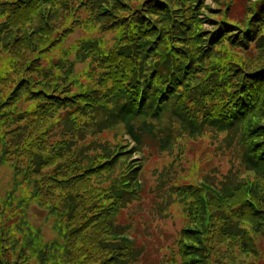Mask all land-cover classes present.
Masks as SVG:
<instances>
[{"label":"rangeland","instance_id":"rangeland-1","mask_svg":"<svg viewBox=\"0 0 264 264\" xmlns=\"http://www.w3.org/2000/svg\"><path fill=\"white\" fill-rule=\"evenodd\" d=\"M24 1L0 0V264H72L66 218L52 208L75 178L91 188L88 208H106L91 219L105 215L93 227H113L102 239L133 246L136 261L125 264H184L182 246L191 244L206 246L193 256L196 264L206 254L209 264H264V168L245 163L250 138L240 132L248 121L264 124L263 77L247 91L256 104L238 131L202 127L214 104L230 106L220 93L238 99L241 80L264 66V0H119L120 12L130 14L120 21L110 15L117 9H103L109 0H32L23 14ZM221 22L231 23L216 39ZM11 43L26 53L19 64ZM163 55L168 64L158 61ZM197 65V77L186 83ZM216 66L222 87L201 83ZM148 76L154 99L172 86L155 120L166 149L152 140L140 147L119 114L127 95L149 88L142 83ZM23 78L22 96L10 103ZM39 90L52 96L37 98ZM171 109L202 132H191ZM75 170L86 174L70 178Z\"/></svg>","mask_w":264,"mask_h":264},{"label":"trees","instance_id":"trees-1","mask_svg":"<svg viewBox=\"0 0 264 264\" xmlns=\"http://www.w3.org/2000/svg\"><path fill=\"white\" fill-rule=\"evenodd\" d=\"M36 1V0H35ZM35 1L32 4V0H26L24 2H20L19 4V10L24 14L31 9L35 5ZM98 1V0H95ZM100 1V0H99ZM140 4V0H135ZM170 3L173 2V0H168ZM87 4V1H84ZM93 3V1L91 0ZM110 6L104 5L103 9H112L113 11L117 9V12H110V15L115 16L118 21L123 20L125 17H127L130 14H124L123 12H120V2L119 0H109ZM95 4V3H93ZM139 4L137 5L132 4V11L134 12L136 9H138ZM158 4L156 3L151 8H148L150 10L156 9ZM141 7V6H140ZM251 14L249 16L245 15L242 18L243 22H247V18L251 17L253 15V10L250 12ZM230 17V14H228ZM228 17V18H229ZM138 19H143L142 17L138 16ZM160 19V18H157ZM263 21L261 17L255 18V22ZM231 23V22H228ZM227 22H221V27L219 30L215 32L214 38L218 39L221 35V33L224 32V30L230 26ZM242 23V22H241ZM254 28L251 27V31L248 34L249 37L253 35ZM235 33V32H234ZM233 35V34H230ZM198 34H194L193 38H197ZM51 39V38H50ZM156 39V38H155ZM154 40H151V44H149L146 48V51H149L151 49L152 44L155 42ZM52 40V39H51ZM57 40H52L51 44H56ZM146 40L143 43H147ZM30 47H32V44L29 42ZM8 49H12L11 52L12 55H14L13 61L15 64L21 63L26 58V53L23 52L18 48L16 44H9ZM25 45L27 48H29L28 41H25ZM37 45V44H36ZM53 45V46H54ZM40 47V45H37ZM155 53H158L155 52ZM147 54L145 52L144 54H141V61L143 60L144 56ZM156 55V54H153ZM238 56V54H235ZM184 56H187L190 58V54L187 52V54L184 53ZM239 58V57H238ZM158 61H163L164 64H168V58L166 55L161 56V58ZM158 63V62H156ZM241 65V64H239ZM242 66V65H241ZM30 67V64L25 66V69ZM200 66H196L194 71H192L191 74H188L187 82L189 83L191 80L196 78L194 72L197 68ZM219 66H216L213 70L208 71L204 79H202V82L209 81L213 84V87H222L221 80L217 79V74L219 73L218 69ZM264 66H261L259 68H256L247 77L245 81L241 80V83L239 85V91H238V99H236V94L230 92L229 90H225L223 93H220L221 98L227 99L226 101L231 100L230 106H216L213 105V111L212 113H215L212 117L209 115L207 118H205L202 123V127L208 128V129H215L219 131H224L228 133L236 132L238 131V128L236 123L240 120V118H243L244 112L247 109L255 108V102L250 100L249 91L252 87V84L255 83L259 78L264 81V70L261 72ZM24 68V67H23ZM153 68L150 70L151 75L153 72ZM259 72V73H258ZM261 72V73H260ZM183 74L186 75V70H183ZM202 75V74H201ZM158 76H156L157 78ZM148 81V82H147ZM246 82V87L249 88L248 90L246 87H244V84ZM252 82V83H251ZM26 78H23L22 80H19V82L14 85V87L11 89L8 98L10 99V103L16 102L21 96V92L25 89L24 84H26ZM143 85L148 86L147 83H149V76L144 78L142 80ZM122 84V83H121ZM147 88L146 90H139L136 94H129L126 96V100L122 103L120 107V118L122 120V123L124 124L127 132L132 137L134 141L141 147L143 145H146L148 140H152L154 143L159 145L161 148L166 149L169 145L168 141H165L166 137L163 135L161 129L158 127L157 122L155 120H158L162 116V109H163V103H165L169 98L172 97V86H169L168 88L163 89L161 96L158 99H154L152 96V90H155V86ZM264 89V88H263ZM122 91H124V88H121ZM142 92V94H140ZM35 95H38L37 98H40L39 96H52L49 94L46 90H39V91H33ZM125 93V92H124ZM132 93V92H131ZM139 93V94H138ZM242 93V96H245V98H242L240 95ZM119 95V94H118ZM163 95V96H162ZM129 96V97H128ZM49 102H44L41 104H38L36 107H44ZM33 110V106L28 108L26 112L29 113ZM171 112L176 116L178 119H182L185 121L187 127L191 132L194 134H199L202 131V128L195 124V122L186 119L178 110L171 109ZM207 114V113H206ZM158 127V128H157ZM161 134H160V132ZM241 134H244L247 138L249 137L250 140L247 144L244 146V153H243V159L245 163L254 170H260L264 168V124L258 123L257 125H253L252 123L246 122L242 125L241 128ZM252 139V141H251ZM251 141V142H250ZM32 145V144H28ZM34 145V144H33ZM10 154L18 155L19 149L16 147H12L10 150ZM87 171V169L85 170ZM85 171H77L75 170L74 174L71 175L70 178L73 177H81L86 174ZM88 183L85 179H72L68 181V187L64 188L62 191L65 194L64 198H59L57 200V203L59 206H53L52 202H47V205L53 206L54 211H59L62 218H66L67 223V230H65L66 233H69L67 236V241H71L69 243L70 245V257L68 258V261H70L72 264H125L130 263L131 261L135 262L134 257V248L130 244H117L114 245L110 241H105L102 239L101 233H103L104 229H109L111 232H113V227L111 224H104V226L100 229L94 228V224H102V221L105 217H101L99 220L92 221L91 219L95 217V215H99L100 213H106L104 212L106 210L105 207L101 208L94 207L88 208L87 204L85 203V192L89 193V190L91 188L87 187ZM46 196V194H45ZM247 205V202H242L239 204V206L236 207L237 209H240L242 207H245ZM90 209V210H89ZM96 210L95 213L92 211ZM89 211V212H88ZM88 212V213H87ZM91 220V222H90ZM100 236V237H99ZM105 238V237H104ZM75 239L80 240V244L76 243ZM106 242V244L103 242ZM108 245V246H107ZM203 246H197L196 244H191L188 246H182V254L187 256V259L185 260L184 264H196V260L198 257L194 258L193 256H197L199 252L202 254V251L204 249H201ZM58 250H61L59 247ZM200 260L204 259L202 264H209L210 256L206 254V256H203V258H199Z\"/></svg>","mask_w":264,"mask_h":264}]
</instances>
